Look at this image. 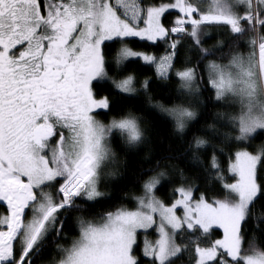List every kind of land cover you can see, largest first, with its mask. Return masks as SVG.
I'll return each instance as SVG.
<instances>
[{"label":"snow or ice","instance_id":"snow-or-ice-1","mask_svg":"<svg viewBox=\"0 0 264 264\" xmlns=\"http://www.w3.org/2000/svg\"><path fill=\"white\" fill-rule=\"evenodd\" d=\"M262 238L264 0H0V264H264Z\"/></svg>","mask_w":264,"mask_h":264},{"label":"trees","instance_id":"trees-1","mask_svg":"<svg viewBox=\"0 0 264 264\" xmlns=\"http://www.w3.org/2000/svg\"><path fill=\"white\" fill-rule=\"evenodd\" d=\"M138 47V46H137ZM133 67H135V65H133ZM142 71H144L147 75H152V70L150 69H143ZM154 92H156V89L154 88ZM164 92H165V89L161 88L160 91L157 93V99H160L162 101H167V97L164 95ZM104 95H115V93L113 91H104L103 93ZM117 100H123V105L122 104H117L115 107L116 108H119V107H122L124 105H127V106H134L137 108V110L139 111V105H137L136 101H133V100H127V99H124L123 97H120V96H117L116 97ZM148 118L149 119H153V115L151 113L148 114ZM99 119L101 120H107V119H110L109 116H104V115H101L99 117ZM159 132L161 133V139L164 140V143L163 144H159L158 145V150L162 151L164 150L165 148H167L168 146V143H169V134H168V129L166 126H161L159 129ZM172 143V147H176V142L173 140L171 141ZM121 160H123V157H121ZM136 163H137V160L133 157H129L128 158V167L129 169L131 168H134L136 166ZM181 167H183V164H181ZM135 185H133L132 183H128L126 181H122L118 184H115L114 185V188H115V191L116 192H119L120 188H126V189H131L133 188ZM113 203H116V200H110L104 204H101L98 206V209L97 210H103L105 208H108L111 204ZM260 244L261 245H264V238H262L260 240Z\"/></svg>","mask_w":264,"mask_h":264}]
</instances>
